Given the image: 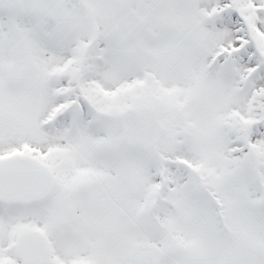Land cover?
Wrapping results in <instances>:
<instances>
[{
  "label": "snow or ice",
  "instance_id": "snow-or-ice-1",
  "mask_svg": "<svg viewBox=\"0 0 264 264\" xmlns=\"http://www.w3.org/2000/svg\"><path fill=\"white\" fill-rule=\"evenodd\" d=\"M0 264H264V0H0Z\"/></svg>",
  "mask_w": 264,
  "mask_h": 264
}]
</instances>
